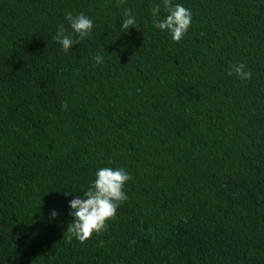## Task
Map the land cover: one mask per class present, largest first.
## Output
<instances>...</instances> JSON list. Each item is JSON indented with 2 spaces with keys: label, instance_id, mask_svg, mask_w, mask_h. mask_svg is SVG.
<instances>
[{
  "label": "trees",
  "instance_id": "obj_1",
  "mask_svg": "<svg viewBox=\"0 0 264 264\" xmlns=\"http://www.w3.org/2000/svg\"><path fill=\"white\" fill-rule=\"evenodd\" d=\"M171 3L179 43L163 0H0V264H264V0ZM67 12L93 29L63 53ZM103 167L128 199L81 245L68 205Z\"/></svg>",
  "mask_w": 264,
  "mask_h": 264
},
{
  "label": "clouds",
  "instance_id": "obj_2",
  "mask_svg": "<svg viewBox=\"0 0 264 264\" xmlns=\"http://www.w3.org/2000/svg\"><path fill=\"white\" fill-rule=\"evenodd\" d=\"M117 3L123 4L124 0H117ZM163 8L168 14L162 20H156L154 26L161 31H167L171 39L179 43L191 26L192 12L179 3L173 6L171 0H163ZM160 12L161 7L155 6L151 10V15L156 18ZM65 19L70 31L66 30L64 25H60L53 39L61 46V52L68 53L73 45L90 36L93 21L83 13L73 16L71 12L65 14ZM134 23L132 10L125 9L121 28L126 32L130 27L133 28ZM94 61L97 65L104 62L99 54L94 56ZM227 75H235L240 80H250L252 77L251 71L246 70L244 63L230 65ZM129 180L130 174L122 168H100L83 196L75 197L68 205L69 215L74 221L66 230L69 240L75 238L83 245L93 237V234L100 235L106 231L108 222L116 218L118 207L128 199L124 186ZM50 215L54 219L58 214L53 210Z\"/></svg>",
  "mask_w": 264,
  "mask_h": 264
}]
</instances>
